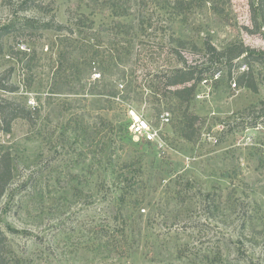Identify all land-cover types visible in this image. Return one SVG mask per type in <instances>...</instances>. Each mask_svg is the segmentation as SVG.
Listing matches in <instances>:
<instances>
[{
  "label": "rangeland",
  "instance_id": "374dc122",
  "mask_svg": "<svg viewBox=\"0 0 264 264\" xmlns=\"http://www.w3.org/2000/svg\"><path fill=\"white\" fill-rule=\"evenodd\" d=\"M14 23L0 97L31 118L0 131V264H264V0H0ZM234 43L248 51L230 68ZM244 63L257 91L231 89ZM184 69L222 71L190 102L192 142L165 87ZM133 113L163 146L134 138Z\"/></svg>",
  "mask_w": 264,
  "mask_h": 264
},
{
  "label": "trees",
  "instance_id": "16d2710c",
  "mask_svg": "<svg viewBox=\"0 0 264 264\" xmlns=\"http://www.w3.org/2000/svg\"><path fill=\"white\" fill-rule=\"evenodd\" d=\"M26 4L28 3L26 2ZM28 22L30 24L33 21L30 20ZM80 25L83 26L84 22H81ZM22 26H25L27 28L30 27V25H26L24 22L22 23ZM16 29V23L11 26L0 27V54L4 51V37ZM247 51L248 47H246L243 43H234L231 46L221 50L219 52V55L221 57H224L229 62L230 68H232V66L234 65L232 64V62ZM98 56V54H95V57ZM253 59L264 63V59H259L258 57ZM246 60H248L247 57ZM89 62L91 63V61ZM107 65L109 66L111 64ZM204 74L205 73L203 69H184L174 70L171 74L166 75L165 87L168 88L169 92L173 97L179 100V103L181 105L184 104L185 106V111L182 119L183 124L181 127V135L186 140L191 142L195 141L200 134V132L198 133V128L196 127V124L199 121L200 117L197 114L189 112V105L191 100L195 97L196 89L198 87V84L204 78ZM238 83L239 85L249 87L254 91L258 90L254 73L251 69H249V71L242 72L241 75L238 76ZM0 89L7 91H15V87L11 86L9 83L8 76H6V78H0ZM130 92L131 89L128 93ZM117 93H119V91L116 93L115 91H113L110 94L115 97L117 96ZM21 117L31 118L30 111L27 110L26 107L21 106L15 101L0 97V131L10 132L12 130V124L14 120ZM13 177L14 166L12 155L10 151H5L0 154V202ZM0 236H3V231L1 229Z\"/></svg>",
  "mask_w": 264,
  "mask_h": 264
},
{
  "label": "built area",
  "instance_id": "2783aa9c",
  "mask_svg": "<svg viewBox=\"0 0 264 264\" xmlns=\"http://www.w3.org/2000/svg\"><path fill=\"white\" fill-rule=\"evenodd\" d=\"M248 70L249 67L247 63L238 66V72L242 73ZM100 77H101V73H94V79ZM221 77H222V71H217L211 78L204 77L199 83V87L211 91L213 83L220 80ZM230 84H231V89L233 91L239 90L238 82L237 80H235L234 77L232 78ZM201 91L202 90H200V92L197 93L198 98H202ZM159 118L163 125L170 124L171 122V115L169 111L161 112ZM129 128L134 138L143 140L146 143L158 144V146L160 147L163 146L164 139H163L162 127L153 124L143 114L133 113V117L130 122Z\"/></svg>",
  "mask_w": 264,
  "mask_h": 264
}]
</instances>
